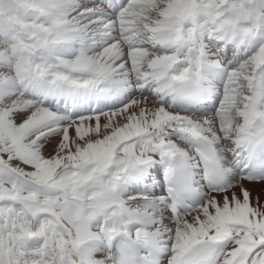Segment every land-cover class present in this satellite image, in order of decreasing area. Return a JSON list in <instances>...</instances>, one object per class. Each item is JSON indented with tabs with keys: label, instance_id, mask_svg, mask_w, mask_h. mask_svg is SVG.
I'll use <instances>...</instances> for the list:
<instances>
[{
	"label": "snow or ice",
	"instance_id": "1",
	"mask_svg": "<svg viewBox=\"0 0 264 264\" xmlns=\"http://www.w3.org/2000/svg\"><path fill=\"white\" fill-rule=\"evenodd\" d=\"M0 264H264V0H0Z\"/></svg>",
	"mask_w": 264,
	"mask_h": 264
}]
</instances>
